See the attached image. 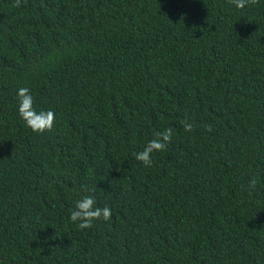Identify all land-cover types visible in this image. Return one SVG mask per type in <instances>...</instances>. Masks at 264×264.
Masks as SVG:
<instances>
[{
    "label": "trees",
    "instance_id": "trees-1",
    "mask_svg": "<svg viewBox=\"0 0 264 264\" xmlns=\"http://www.w3.org/2000/svg\"><path fill=\"white\" fill-rule=\"evenodd\" d=\"M14 4L0 0V264H264V0ZM20 87L55 112L51 132L26 126ZM85 195L111 219L71 222Z\"/></svg>",
    "mask_w": 264,
    "mask_h": 264
},
{
    "label": "clouds",
    "instance_id": "clouds-1",
    "mask_svg": "<svg viewBox=\"0 0 264 264\" xmlns=\"http://www.w3.org/2000/svg\"><path fill=\"white\" fill-rule=\"evenodd\" d=\"M239 9H243L247 4H256L258 0H229ZM15 7L20 6V0H15ZM18 112L26 126L33 132L43 134L51 132L55 125V112L52 110L37 111L34 108V98L31 95L30 89L20 87L17 90ZM185 131H192V124L186 119L183 121ZM211 131V126L208 127ZM172 129H165L154 134V138L149 140L142 151L135 156L137 161L144 164L145 167L153 165L152 154L154 152L163 151L172 139ZM253 185L255 180L252 181ZM112 217V210L108 206L99 207L97 201L91 195H85L75 203L74 208L70 213V220L77 223L79 229H90L93 227V222L96 220L109 221Z\"/></svg>",
    "mask_w": 264,
    "mask_h": 264
}]
</instances>
